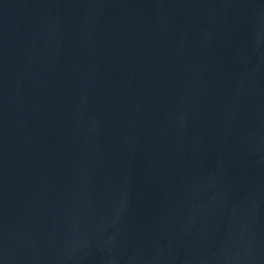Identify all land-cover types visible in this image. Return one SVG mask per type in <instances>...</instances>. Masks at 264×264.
Segmentation results:
<instances>
[{"label": "water", "instance_id": "water-1", "mask_svg": "<svg viewBox=\"0 0 264 264\" xmlns=\"http://www.w3.org/2000/svg\"><path fill=\"white\" fill-rule=\"evenodd\" d=\"M0 264H264V0H0Z\"/></svg>", "mask_w": 264, "mask_h": 264}]
</instances>
